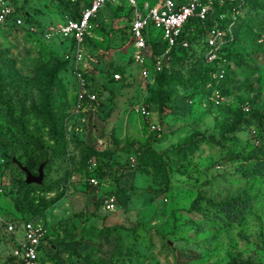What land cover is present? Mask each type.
Masks as SVG:
<instances>
[{"label":"rangeland","instance_id":"obj_1","mask_svg":"<svg viewBox=\"0 0 264 264\" xmlns=\"http://www.w3.org/2000/svg\"><path fill=\"white\" fill-rule=\"evenodd\" d=\"M83 2L0 0L12 12L0 21V264H16L22 238L7 225L27 219L45 231L37 264H264V0L228 17L219 104L206 45L170 51L163 75L147 64L144 78L127 5H107L81 64L98 100L76 113L69 46L47 32ZM13 159L33 175L43 165L42 184Z\"/></svg>","mask_w":264,"mask_h":264},{"label":"built area","instance_id":"obj_2","mask_svg":"<svg viewBox=\"0 0 264 264\" xmlns=\"http://www.w3.org/2000/svg\"><path fill=\"white\" fill-rule=\"evenodd\" d=\"M225 0H218L222 5ZM231 3L245 4V0H228ZM123 3L127 5L130 13L128 24V40L132 48L133 58L140 65L144 78L150 76V67H153V73H161L163 69V59L178 43L183 27L191 19H197L206 22L209 14L213 10L212 0H157L152 5L148 2L142 4L138 0H86L85 6L80 10L77 19H70L56 28L50 27L48 34H55L62 41L70 43V60L75 65L73 70L75 81V96L73 102V111L76 113H84L91 110L93 105L97 103V94L90 90L87 86L85 75L81 64L84 59L86 45L92 41L94 36L92 33L93 23L98 14L107 6H116L122 8ZM12 16L9 7L3 6L0 9V21H5ZM225 18L221 15L220 19ZM212 25L206 28L203 42L206 45L207 61L217 63V69L213 75V83L209 86L213 89V100L219 104L222 96L219 90V83L223 79L225 71L218 57L220 42L226 35L218 21H212ZM15 25H21L19 18L14 19ZM155 30L159 33L156 41H153L150 32ZM152 43L164 44L166 49L163 54L152 56L150 50ZM182 47H188V43L181 41ZM148 62V63H147ZM116 80L119 75L113 76ZM133 113L141 117H147L148 112L145 107H133ZM95 183V179H91ZM113 205L106 203L105 208L109 209ZM7 231L16 235L22 231L21 240H17V248L13 256L16 264H37L39 261V253L41 251L42 242L44 240V229L41 224L35 220H27L21 222L20 225L9 223Z\"/></svg>","mask_w":264,"mask_h":264},{"label":"trees","instance_id":"obj_3","mask_svg":"<svg viewBox=\"0 0 264 264\" xmlns=\"http://www.w3.org/2000/svg\"><path fill=\"white\" fill-rule=\"evenodd\" d=\"M253 1L254 0H245V4L241 5V4L231 3L228 0H225L224 3L222 5H220L218 0H212V2H213V10L209 14V19L206 22H201V21H199L197 19H191L189 22H187L185 24V26L183 27V30H182V33H181V35L179 37L178 43L171 49V52L172 53L182 52V51H184V49L187 48V47H182L181 46V41L187 42L189 48L191 47L192 44H195V43L204 44L203 39H204V35H205V32H206V28L211 27V25L213 23L212 21H218L220 27L225 30L226 27H227V24L231 21L228 18L229 15H231L232 12H235L237 10H239V11H242L243 9L248 10L251 7L250 4ZM154 2L155 1H153V3ZM85 4H86V0H84L83 5H82L80 10L83 9V6H85ZM79 12L75 15V17L73 19H77L78 18ZM223 14L225 15V18L220 19V16L223 15ZM126 15H127L128 23H129V17H130L129 11H126ZM223 39H226V41H227V40H229V36L226 34L223 37ZM63 42H67V41H63ZM89 42H91V41H89ZM67 45L70 48V43L67 42ZM151 48H152V56H153V58H154V56H156L158 54L157 50L159 48H161L162 51H164L166 49L165 45L164 44H160V43H152L151 44ZM216 67H217V63L214 64V67L212 69L213 72L216 71V69H217ZM155 74H158L157 77H160V76L163 75L162 73H155ZM225 78H226V71H225L223 79L220 82L222 83V81ZM207 81L208 80H206V82ZM220 87H221V85H220ZM93 92L96 93L95 91H93ZM221 92H222V90H221ZM254 118H256L258 121H261L263 117H262V115H256ZM48 120H51V119H48ZM52 126H53L54 132L56 134H58L59 136H61L58 133V125H57V123L56 122L53 123ZM53 204H54V201L49 202L47 204V208L52 207ZM27 220H29V219H27Z\"/></svg>","mask_w":264,"mask_h":264},{"label":"water","instance_id":"obj_4","mask_svg":"<svg viewBox=\"0 0 264 264\" xmlns=\"http://www.w3.org/2000/svg\"><path fill=\"white\" fill-rule=\"evenodd\" d=\"M13 163H15L18 168L25 174V183L27 185L35 184L41 185L43 180V165H40L37 170V175H33L25 166H22L18 161L13 159Z\"/></svg>","mask_w":264,"mask_h":264}]
</instances>
